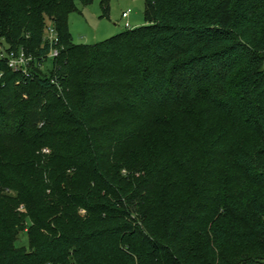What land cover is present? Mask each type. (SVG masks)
Wrapping results in <instances>:
<instances>
[{"label": "trees", "instance_id": "obj_1", "mask_svg": "<svg viewBox=\"0 0 264 264\" xmlns=\"http://www.w3.org/2000/svg\"><path fill=\"white\" fill-rule=\"evenodd\" d=\"M74 11L0 0L1 45L60 40L50 68L0 67V264H264V0H146L95 45ZM192 103L174 144L147 133Z\"/></svg>", "mask_w": 264, "mask_h": 264}, {"label": "rangeland", "instance_id": "obj_2", "mask_svg": "<svg viewBox=\"0 0 264 264\" xmlns=\"http://www.w3.org/2000/svg\"><path fill=\"white\" fill-rule=\"evenodd\" d=\"M74 4L75 11L69 15V30L74 43L77 45H95L127 31L125 28V19H123V13L127 11H131L129 21L132 28H138L148 23L145 15L146 0H111L107 13L104 12V8L99 0L89 5H85L81 0H74ZM50 25L51 22L48 21V27ZM3 47L7 48L8 46L5 44ZM50 67V63L45 66V68ZM199 109L198 103H192L183 107L179 111L180 114L176 116L175 113L163 114L162 119L157 124L147 127L146 131L147 133L149 131L153 134V136L150 135L152 139H157L159 136L163 141L166 140L174 144V125H169V123L163 125L162 123L167 120V117L169 119H175L174 122L177 124H182V119L185 117L194 120V117H198L199 115ZM171 121L173 122V120ZM152 141L158 145L161 143V140ZM142 147H145V145L143 144ZM148 155L150 156L151 154ZM30 241L31 239L27 232H23L17 239L18 247H23L27 251H31L32 246Z\"/></svg>", "mask_w": 264, "mask_h": 264}, {"label": "built area", "instance_id": "obj_3", "mask_svg": "<svg viewBox=\"0 0 264 264\" xmlns=\"http://www.w3.org/2000/svg\"><path fill=\"white\" fill-rule=\"evenodd\" d=\"M130 16L131 11L123 13V19H125V28L127 30L133 29L129 21ZM45 41L51 46L50 53L48 54L47 58L44 59L45 62H41L36 56L28 53L24 48L11 50L9 46L4 48L3 45H0V67L2 64H5L11 71L26 76L30 75L32 69H44L46 64H51L60 56V51L58 48L60 40L56 28L53 25L47 27Z\"/></svg>", "mask_w": 264, "mask_h": 264}, {"label": "crops", "instance_id": "obj_4", "mask_svg": "<svg viewBox=\"0 0 264 264\" xmlns=\"http://www.w3.org/2000/svg\"><path fill=\"white\" fill-rule=\"evenodd\" d=\"M133 29H135V28H133Z\"/></svg>", "mask_w": 264, "mask_h": 264}]
</instances>
